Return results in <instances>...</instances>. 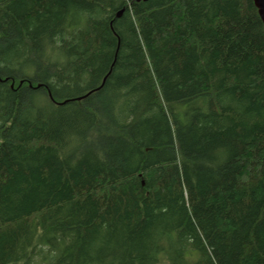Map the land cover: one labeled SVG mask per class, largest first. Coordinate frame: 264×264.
<instances>
[{
    "label": "trees",
    "instance_id": "trees-1",
    "mask_svg": "<svg viewBox=\"0 0 264 264\" xmlns=\"http://www.w3.org/2000/svg\"><path fill=\"white\" fill-rule=\"evenodd\" d=\"M0 264H264L253 0H0Z\"/></svg>",
    "mask_w": 264,
    "mask_h": 264
},
{
    "label": "water",
    "instance_id": "water-1",
    "mask_svg": "<svg viewBox=\"0 0 264 264\" xmlns=\"http://www.w3.org/2000/svg\"><path fill=\"white\" fill-rule=\"evenodd\" d=\"M136 1H139V0H136ZM253 4L255 8L257 9L261 22L264 24V0H253ZM120 13L121 12H119L116 16H118Z\"/></svg>",
    "mask_w": 264,
    "mask_h": 264
}]
</instances>
